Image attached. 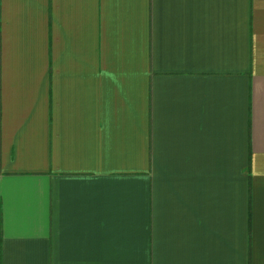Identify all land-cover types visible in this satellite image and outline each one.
Instances as JSON below:
<instances>
[{"label":"crops","instance_id":"obj_1","mask_svg":"<svg viewBox=\"0 0 264 264\" xmlns=\"http://www.w3.org/2000/svg\"><path fill=\"white\" fill-rule=\"evenodd\" d=\"M0 264H264V0H0Z\"/></svg>","mask_w":264,"mask_h":264}]
</instances>
